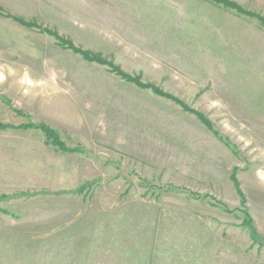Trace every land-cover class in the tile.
I'll return each instance as SVG.
<instances>
[{"label":"rangeland","instance_id":"1","mask_svg":"<svg viewBox=\"0 0 264 264\" xmlns=\"http://www.w3.org/2000/svg\"><path fill=\"white\" fill-rule=\"evenodd\" d=\"M0 76V264H264V0H0Z\"/></svg>","mask_w":264,"mask_h":264},{"label":"trees","instance_id":"2","mask_svg":"<svg viewBox=\"0 0 264 264\" xmlns=\"http://www.w3.org/2000/svg\"><path fill=\"white\" fill-rule=\"evenodd\" d=\"M211 1L213 2L215 0H211ZM224 6L238 9L234 5H231L230 3L229 4L224 3ZM82 56H83V58L85 60L91 61L90 58L89 57H86L85 54L82 53ZM5 128H6V126L0 125V129H5ZM19 129H23V130H27V129H38V130H40L45 135L46 140H47L46 141L47 144L55 147L60 152H64V153H74L75 152L73 149H70V148H67L66 146H64V144L58 140L57 135L48 126H45L43 124H38V125L27 124V125H21L19 127Z\"/></svg>","mask_w":264,"mask_h":264},{"label":"crops","instance_id":"3","mask_svg":"<svg viewBox=\"0 0 264 264\" xmlns=\"http://www.w3.org/2000/svg\"><path fill=\"white\" fill-rule=\"evenodd\" d=\"M18 130H19V129H18ZM21 130H23V129H21ZM3 131H4V130L0 129V135L3 134Z\"/></svg>","mask_w":264,"mask_h":264},{"label":"clouds","instance_id":"4","mask_svg":"<svg viewBox=\"0 0 264 264\" xmlns=\"http://www.w3.org/2000/svg\"><path fill=\"white\" fill-rule=\"evenodd\" d=\"M3 77L2 76H0V79H2ZM262 179H264V177H261Z\"/></svg>","mask_w":264,"mask_h":264}]
</instances>
